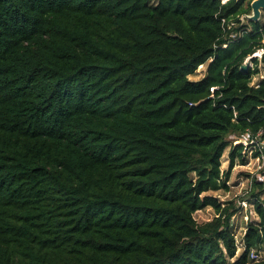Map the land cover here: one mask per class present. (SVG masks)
I'll return each mask as SVG.
<instances>
[{"label":"trees","instance_id":"obj_1","mask_svg":"<svg viewBox=\"0 0 264 264\" xmlns=\"http://www.w3.org/2000/svg\"><path fill=\"white\" fill-rule=\"evenodd\" d=\"M251 1L0 0V264H264V176L240 252L207 193L264 133Z\"/></svg>","mask_w":264,"mask_h":264},{"label":"rangeland","instance_id":"obj_2","mask_svg":"<svg viewBox=\"0 0 264 264\" xmlns=\"http://www.w3.org/2000/svg\"><path fill=\"white\" fill-rule=\"evenodd\" d=\"M264 20V11H262V15L260 21ZM207 62L205 64L200 65L195 73L189 75V78L192 80H197L201 78L206 70ZM230 145L225 149L222 157H221V169L226 170L229 166V157L228 152L230 146L232 145L233 138L229 137ZM255 173V166L253 159L248 155L243 156V162L240 161L239 158L236 159L235 165L232 168L230 178L228 180V190L219 189L215 191H208V194H211L218 198L221 202H231V206L235 208V214L231 218V222L233 224V230L235 232V237H237V242L240 245V238L242 236L243 231L245 230L246 223L251 219H258V216L253 209L251 203H249L246 199L252 193V184L251 181L253 179ZM195 218L197 222L201 223L204 221L211 220L215 216V212L212 207H206L204 209L198 210L195 214ZM242 246L239 247L240 252Z\"/></svg>","mask_w":264,"mask_h":264},{"label":"built area","instance_id":"obj_3","mask_svg":"<svg viewBox=\"0 0 264 264\" xmlns=\"http://www.w3.org/2000/svg\"><path fill=\"white\" fill-rule=\"evenodd\" d=\"M229 0H220L222 4L226 3ZM232 24V23H231ZM234 33L230 34V37H234ZM226 44H224L225 46ZM264 52V48H259L255 52H253L251 55L245 58L243 64L251 65V58L256 57L259 60L261 59L262 53ZM263 77V72H260L257 75H254L251 79V85L257 86L258 80ZM216 87H211L210 91L213 92ZM247 136H241L239 138H233L232 145L235 144H241L243 146V156L248 155L253 159L254 166H255V173L254 176H264V133L262 130H259L255 134H251L250 132H247ZM252 183V181H251ZM245 231V230H244ZM243 231V233H244ZM242 233V235H243ZM236 238V245L239 250V247L242 246V241L240 238V245L238 244L237 237ZM263 252H258L255 249H252L250 252V258L254 260L261 259L263 257Z\"/></svg>","mask_w":264,"mask_h":264},{"label":"water","instance_id":"obj_4","mask_svg":"<svg viewBox=\"0 0 264 264\" xmlns=\"http://www.w3.org/2000/svg\"><path fill=\"white\" fill-rule=\"evenodd\" d=\"M251 14L249 15H244L248 20L251 21H258L261 18L262 11H264V0H252L251 1ZM247 65L242 64L241 69H246Z\"/></svg>","mask_w":264,"mask_h":264}]
</instances>
